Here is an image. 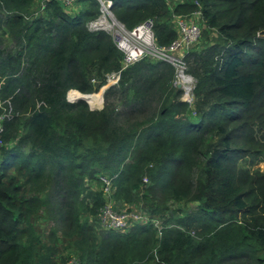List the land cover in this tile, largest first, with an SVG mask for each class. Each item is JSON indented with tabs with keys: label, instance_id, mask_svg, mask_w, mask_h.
Instances as JSON below:
<instances>
[{
	"label": "trees",
	"instance_id": "trees-1",
	"mask_svg": "<svg viewBox=\"0 0 264 264\" xmlns=\"http://www.w3.org/2000/svg\"><path fill=\"white\" fill-rule=\"evenodd\" d=\"M36 2L0 0L13 43L0 49V99L10 109L0 120V264H56V244L34 226L41 215L80 264H264V0H182L173 12L166 0H112L128 30L154 19L159 46L177 37L172 16L200 11L205 47L185 56L195 110L179 101L171 65L143 59L121 71L99 111L67 101L122 69L111 38L86 28L98 1L79 0L86 8L69 14L52 0L35 16ZM101 178L112 179L115 200L134 196L163 216L160 236L152 224L90 225L105 203ZM169 201L198 208L175 219L159 209Z\"/></svg>",
	"mask_w": 264,
	"mask_h": 264
},
{
	"label": "built area",
	"instance_id": "built-area-1",
	"mask_svg": "<svg viewBox=\"0 0 264 264\" xmlns=\"http://www.w3.org/2000/svg\"><path fill=\"white\" fill-rule=\"evenodd\" d=\"M52 0H40L35 10V16L42 12L47 2ZM64 10L73 9L74 5L79 0H55ZM99 3V15L86 24V28L91 33L103 32L107 34L115 47L123 54L122 69L107 76L106 85L102 87H114L118 85L121 71L143 60L150 59L153 61H163L175 68V76L173 86L182 91V101L188 105L193 103V87L189 85L192 78L186 74L187 64L185 56L188 54L192 46L200 39L204 21L202 20L201 12L196 11L188 16L174 17V30L176 39L169 46H159L155 41L154 27L155 20L147 19L138 24L131 30L125 28L123 24L116 20L112 13V0H97ZM94 82V81H93ZM2 129L0 127V133ZM104 187V198L108 202L104 203L103 208L97 214V219L102 223V229L114 230L122 232L132 225L139 223H149L147 218H144L139 213H116L113 212L112 205V179L101 178ZM147 183V179L143 180ZM145 219L144 221H142ZM149 225V224H146ZM69 264H80L79 261L72 260Z\"/></svg>",
	"mask_w": 264,
	"mask_h": 264
},
{
	"label": "rangeland",
	"instance_id": "rangeland-1",
	"mask_svg": "<svg viewBox=\"0 0 264 264\" xmlns=\"http://www.w3.org/2000/svg\"><path fill=\"white\" fill-rule=\"evenodd\" d=\"M39 1L40 0H37L36 4L32 8V11H35L36 6L39 3ZM180 1H182V0H166V3L170 9V12H173V8H174L175 4L179 3ZM86 6L87 5H83L82 3H80V4L78 3L77 5L76 4L74 5V7L76 8L75 10L68 8L67 12H69V14H75V13H78L79 11L83 10V8L85 9ZM77 8H79V9H77ZM1 16L7 17L6 14H2ZM174 17L175 16H172L170 19V22L173 25V27H174V24H173ZM3 24H4V22L0 23V41H1L0 42V49L1 50L13 47L12 41L9 40L8 34L5 33L6 29L4 27H2V26H4ZM209 41H210V43H212V42H217L219 40H218V37L216 35L212 34V35H210ZM204 44H205V41L203 39V35L201 34L199 41L194 46L191 47L189 53L201 52V50L205 47ZM186 64H187L186 74L192 78V81H191V83H189V85L194 88V86L196 85V79L192 74L189 73V66H188L187 61H186ZM172 68L174 69V75H175V68L173 66H172ZM115 87L116 86H114V88ZM107 88H109V87H107ZM107 88L106 87H105V89L101 88V89H99V91H94L91 94H83L84 96L85 95L90 96V95L101 94L102 104L97 109L96 108L93 109L88 103H86L91 111H99V110L103 109L104 104H105L104 92ZM193 91H194V89H193ZM69 95H70V93H69ZM69 95L67 94V101L68 102L74 103V102L78 101V99H70ZM81 98H82V96H81ZM179 101L183 102L182 101V94L179 98ZM196 102H197V99L193 95V103L188 107L192 110H195ZM110 103L114 104L115 106H118L119 110H121V105L119 104L117 98L116 99L110 98ZM5 104L6 103L0 99V111L2 112L1 113L2 115H0V120H3V119L6 120V116H9L10 109H9V107L7 109L5 107ZM151 108H153V109L155 108V103H153L151 105ZM146 116H149V114H144V115H140V116H136V117L133 116V118L130 121H132L134 119L140 120ZM145 127H146V125H143V128H145ZM143 128L138 129V132L142 131ZM1 135H2V133H0V148H2L4 146V142L2 143V141H1ZM256 137L259 139L260 135H257ZM258 143L260 145L264 146V139L259 140ZM258 155L263 156V154H261V153H258ZM248 162H249V160H248ZM254 168H260L262 170L263 164H258L256 166H253V167H251V170ZM144 179H146V178H144ZM111 198L113 199V202H114L112 205V208H111L113 210V212H116L118 214L119 213H126V214H131V213L138 214L139 213L144 218H147L149 220V223H139L138 225L148 227L149 225H146V224H152V227H153L152 229L156 231L158 237L160 236V232H161L162 227H163L162 223L164 221L163 216L152 214L151 215L152 218H151L150 213L147 210V207L144 204L136 203L134 201V196L132 198H130L129 201H125V200L117 201L113 197H111ZM105 202L107 203L108 200L106 199ZM165 208H167L165 214H168L170 217H172V214H174L175 219H176L178 217H182L185 213L195 212L198 208V204L197 203H189V204H187V203H176L173 201H169L167 203L161 202L159 204V209L164 210ZM85 220H87L90 225L96 226L98 229L103 230L102 229V223L99 219H97V217H96V220H94V218H90V216H89V218H85ZM144 220L145 219H143L142 221H144ZM34 226H35V228H37L38 232L40 233V238L42 241H44L45 243L50 244V245L56 244V247L58 249V255L56 257V264H69V262H72V260L78 261V255L76 253V250L74 248H71V247H70L71 249H66L69 245L66 243V240L63 239V236L61 235V233H57L55 239H54V236L49 235L50 231H51L52 223L50 221L48 222L44 216H42V215L39 216V218L35 221Z\"/></svg>",
	"mask_w": 264,
	"mask_h": 264
},
{
	"label": "bare ground",
	"instance_id": "bare-ground-1",
	"mask_svg": "<svg viewBox=\"0 0 264 264\" xmlns=\"http://www.w3.org/2000/svg\"><path fill=\"white\" fill-rule=\"evenodd\" d=\"M81 96L82 98H85L88 102V104H90V106L93 108V109H97L98 107L101 106L102 104V98H101V94H97V95H90L87 97H84L83 95H78L76 97V99H81ZM86 96V95H85Z\"/></svg>",
	"mask_w": 264,
	"mask_h": 264
},
{
	"label": "water",
	"instance_id": "water-1",
	"mask_svg": "<svg viewBox=\"0 0 264 264\" xmlns=\"http://www.w3.org/2000/svg\"><path fill=\"white\" fill-rule=\"evenodd\" d=\"M259 36H264V32L259 33ZM83 96H84V95H83ZM84 97H87V95L84 96ZM78 100H83V101H85L86 103H88L87 100H86L85 98H81V99H78Z\"/></svg>",
	"mask_w": 264,
	"mask_h": 264
},
{
	"label": "crops",
	"instance_id": "crops-1",
	"mask_svg": "<svg viewBox=\"0 0 264 264\" xmlns=\"http://www.w3.org/2000/svg\"><path fill=\"white\" fill-rule=\"evenodd\" d=\"M76 9V8H75ZM77 9H79V8H77ZM84 9V8H83Z\"/></svg>",
	"mask_w": 264,
	"mask_h": 264
}]
</instances>
